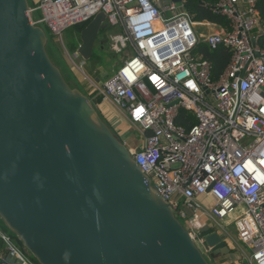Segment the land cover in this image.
I'll use <instances>...</instances> for the list:
<instances>
[{"label":"built area","instance_id":"2783aa9c","mask_svg":"<svg viewBox=\"0 0 264 264\" xmlns=\"http://www.w3.org/2000/svg\"><path fill=\"white\" fill-rule=\"evenodd\" d=\"M184 3L40 0L31 21L58 38L104 13L118 28L108 37L111 50L127 58L99 86L85 74L78 50L64 54L71 70L89 85L88 95L110 103L141 132L136 149L123 144L202 254L211 250L200 228L235 216L230 224L235 241L249 251L246 264H264V26L258 0L206 5L227 28L193 21ZM200 44L229 51L215 80L211 63L196 53ZM186 115L192 122L177 124ZM216 232L223 237V228ZM15 261L36 264L0 228V264Z\"/></svg>","mask_w":264,"mask_h":264},{"label":"water","instance_id":"95a60500","mask_svg":"<svg viewBox=\"0 0 264 264\" xmlns=\"http://www.w3.org/2000/svg\"><path fill=\"white\" fill-rule=\"evenodd\" d=\"M31 19L28 0H0L4 228L36 264H210L88 95L66 83ZM105 19L81 30L84 61ZM199 234L211 254L240 259L218 232Z\"/></svg>","mask_w":264,"mask_h":264},{"label":"trees","instance_id":"16d2710c","mask_svg":"<svg viewBox=\"0 0 264 264\" xmlns=\"http://www.w3.org/2000/svg\"><path fill=\"white\" fill-rule=\"evenodd\" d=\"M215 2H216V0H185L184 5L186 7L188 14L191 16L193 21H195V22L208 21V22L215 24L217 26H222L224 28H227V21L223 17L217 16V15L211 13L209 11V9L206 7V5H208V4L213 5ZM257 9L259 12V17H260L261 23L264 26V0H258ZM193 17L195 19L197 18V21L194 20ZM89 22L80 23V24H76V25L72 26L73 32H72L71 40L69 43V47L72 50V52L78 50V47L80 45L79 34H80L81 30ZM47 31H48V34L50 35L51 39L55 41L56 37L51 33V31L49 29ZM105 32H106V28L100 29L99 33H100L102 39L100 40V43H98L99 45L103 46V44L106 45V43H107V40L105 39V37H106ZM54 41H53V43L55 45L54 46L55 50L53 49L54 50L53 52L55 53V57H56L55 61L56 62H54V61H52V62L60 69L66 83L68 85H72V86L76 87L77 89H79L81 91V89H80L81 81L79 82L76 80V77L73 75V73L70 70L71 68L69 66L68 61L65 58V55L62 53L61 47H59ZM260 45L262 47H264V40L261 41ZM196 53L198 55H200L203 60H206V61L211 63V65H212V79L213 80L217 79V77L224 71L226 65L229 62V58H230L229 51L226 48L222 47L216 51L211 52L208 50V48L204 44H200L198 46ZM82 93H84V91ZM84 94L88 95V93H84ZM90 96L94 97L93 94L88 95V97L90 99H91ZM101 102H102L101 97H99V96L95 97L94 101H93V105L96 107V105L100 104ZM98 114H99V112H98ZM181 115H185V113H182ZM99 116H100V114H99ZM189 121L192 122L191 117L189 115L188 116L186 115V116H184V118H181L177 122V124L187 125L189 123ZM4 231H6L12 238H14L15 242L19 246H21V244L16 240V238L8 230H6L4 228ZM200 236H202V235H200ZM220 257H221V255L215 256L213 254H210L211 260L217 259Z\"/></svg>","mask_w":264,"mask_h":264},{"label":"rangeland","instance_id":"374dc122","mask_svg":"<svg viewBox=\"0 0 264 264\" xmlns=\"http://www.w3.org/2000/svg\"><path fill=\"white\" fill-rule=\"evenodd\" d=\"M38 16H39V13H35L33 17H38ZM193 19L197 21V18L195 19L193 17ZM40 27L43 28V30L45 31L46 36H47V45H46L47 53H48L50 59L52 61L56 62L55 61V58H56L55 53L53 52L55 50V47H54L55 45L53 43L54 40L51 39V37L47 31L48 29L45 25H40ZM102 28H106L105 39L107 40V43H106V45L103 44V46L96 43L94 50H93V53H92V57L89 60L85 61V66L83 68L88 79L92 82H93V80H96L95 82L97 83L98 86L101 85L108 78H110L121 67V65L123 64V60L127 58V55H125V54L114 53L110 47V41L108 40V37L111 36L112 34L117 33L118 28L110 26L107 22L103 23ZM72 32H73L72 27L67 28L65 31H63L61 33L60 37L55 38L54 42L59 47H61L63 54H65L66 51L68 53H72V50L69 47ZM101 39H102V37L99 33L98 34V42ZM71 72L76 77L77 81H79V82L81 81V83H82V84H80L81 85L80 86L81 91L82 92L84 91V93H87L89 85L87 83L84 84L82 82L81 77L77 73H75L76 71L74 72L73 70H71ZM90 101L93 104L94 97H91ZM96 107H97V105H96ZM129 136L133 137L135 140L139 141L142 137V134L138 129L134 128L131 125L130 130H129ZM234 217L235 216H230L228 218H225L221 222L216 221L217 225L214 222L210 221V227H209L210 231H216V230L220 231V227H221V228H223V231H224V232H222L223 237L227 238L229 236V238H228L229 240L235 241V238H236L235 231H234L233 225L230 224L231 219H233ZM180 222L182 224H184L183 220L182 221L180 220ZM3 227H4V224L0 220V228L4 231ZM239 247H240L239 251L241 252L242 256L247 257L249 254V251L246 250L245 247H243L241 245H239ZM233 251L235 252L234 249H233ZM204 256L210 262V264H213L209 255L204 254ZM225 258H227V257L225 256ZM237 262H239V261H237ZM230 263L233 264V262H231V261H230ZM245 263L246 262H244V264ZM234 264H235V262H234Z\"/></svg>","mask_w":264,"mask_h":264},{"label":"crops","instance_id":"0c3cea01","mask_svg":"<svg viewBox=\"0 0 264 264\" xmlns=\"http://www.w3.org/2000/svg\"><path fill=\"white\" fill-rule=\"evenodd\" d=\"M166 1H171V0H166ZM28 3L30 5V8L33 9L38 6L40 0H28ZM97 43H100V41ZM96 109L99 112L102 119L113 130V132L122 140V142H125L128 145V148L131 149L137 148L140 142L138 140H135L133 137L129 136V130L131 125L125 114H123L120 110L112 106L107 101H103V100L100 104H97ZM227 243L232 250L234 249L235 252H237V254L241 256L240 260H238L239 262H235V264H241V263L244 264V262L246 261L244 260L245 257L242 256L241 252L239 251L240 249L239 244L236 241H232V240H227ZM214 260L217 264H231L230 260H228V258H225V256H221L220 258Z\"/></svg>","mask_w":264,"mask_h":264}]
</instances>
